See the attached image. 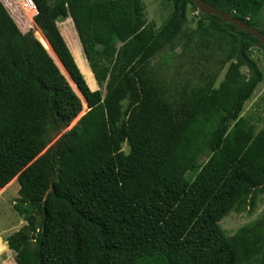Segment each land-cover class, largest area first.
Returning <instances> with one entry per match:
<instances>
[{
  "label": "trees",
  "instance_id": "obj_1",
  "mask_svg": "<svg viewBox=\"0 0 264 264\" xmlns=\"http://www.w3.org/2000/svg\"><path fill=\"white\" fill-rule=\"evenodd\" d=\"M203 1L264 35V0ZM31 2L19 23L0 4V189L17 180L25 222L6 238L15 263L264 264V213L230 236L219 225L264 193V127L241 117L264 46L191 0H172L159 31L143 0Z\"/></svg>",
  "mask_w": 264,
  "mask_h": 264
},
{
  "label": "rangeland",
  "instance_id": "obj_2",
  "mask_svg": "<svg viewBox=\"0 0 264 264\" xmlns=\"http://www.w3.org/2000/svg\"><path fill=\"white\" fill-rule=\"evenodd\" d=\"M17 1L20 2V0ZM171 1L172 0H143L145 6L144 14L146 21L148 23H152L156 31H159V29L164 25L171 13ZM0 4L6 16L10 20L14 21L15 23L22 22V20L19 18L21 7L17 3H15L14 0H0ZM188 18L189 20L196 19L197 12H195L194 10H189ZM64 21H58L60 29H64L65 33L70 32L71 35H74L72 26L69 23H65ZM255 21L261 27H264V8L258 15V17H256ZM21 28H24V26L21 25ZM22 32L26 33L32 31L22 29ZM73 40L75 41V39ZM250 55L255 61H257V64L261 68L264 76V54L257 49H253ZM77 62L80 66L78 60ZM243 72H245V70H243ZM82 73L88 83V88L91 91L101 90L91 72L90 66L89 72L82 69ZM221 77L222 75L220 76V78ZM81 101L82 112H80L79 116H77V118L73 122H71L67 130L71 129L78 122V120L89 111L85 101L83 99ZM241 117L254 125L256 131L264 127V77L263 82L257 87L250 101L245 104L244 109L241 113ZM120 150L127 153V145L123 144L120 147ZM209 155V153H203L200 156L201 163H204L208 159ZM18 190L19 185L16 179H13L10 184L0 189V245L2 247V249L0 250V264H16L14 261L13 252L8 249L6 238L12 233L18 231L25 224L23 218L19 216L14 209L15 201L18 198ZM248 203L249 201L247 202V205L243 210L239 211L235 209L221 220L219 225L226 233V235H233L240 228L254 223L261 218L264 213V193L256 196L252 206H249Z\"/></svg>",
  "mask_w": 264,
  "mask_h": 264
},
{
  "label": "water",
  "instance_id": "obj_3",
  "mask_svg": "<svg viewBox=\"0 0 264 264\" xmlns=\"http://www.w3.org/2000/svg\"><path fill=\"white\" fill-rule=\"evenodd\" d=\"M191 1L194 3V5L196 6V8L198 9L200 13L207 15V16L214 15L217 18H219L221 22L229 23L232 26H234L236 30L244 31L245 33H248L250 36H252L253 38L257 40V48H261L262 46H264V35L261 34L259 31H257L256 29L251 28L247 24L236 20L235 18L232 17L230 13L220 12L219 10L212 7L208 3L204 2L203 0H191ZM35 14H36V9H35ZM31 33L35 37V34L33 32ZM55 145H57V143H55Z\"/></svg>",
  "mask_w": 264,
  "mask_h": 264
},
{
  "label": "bare ground",
  "instance_id": "obj_4",
  "mask_svg": "<svg viewBox=\"0 0 264 264\" xmlns=\"http://www.w3.org/2000/svg\"><path fill=\"white\" fill-rule=\"evenodd\" d=\"M17 3L21 7V9L25 12L27 17L30 20H32L34 14H35V9H34L33 3L30 0H20V2L17 1Z\"/></svg>",
  "mask_w": 264,
  "mask_h": 264
},
{
  "label": "crops",
  "instance_id": "obj_5",
  "mask_svg": "<svg viewBox=\"0 0 264 264\" xmlns=\"http://www.w3.org/2000/svg\"><path fill=\"white\" fill-rule=\"evenodd\" d=\"M256 62H257V61H256ZM257 65H258V64H257ZM259 68H260V67H259ZM260 70H261V68H260ZM261 72H262V70H261ZM262 73H263V72H262ZM263 77H264V76H263ZM262 82H263V81H262ZM262 82H261V83H262ZM244 106H245V105H244ZM243 109H244V107H243ZM242 111H243V110H242Z\"/></svg>",
  "mask_w": 264,
  "mask_h": 264
}]
</instances>
